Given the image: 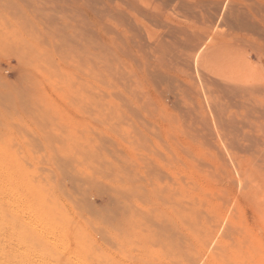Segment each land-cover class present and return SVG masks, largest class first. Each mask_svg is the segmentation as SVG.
Instances as JSON below:
<instances>
[{
	"label": "rangeland",
	"instance_id": "374dc122",
	"mask_svg": "<svg viewBox=\"0 0 264 264\" xmlns=\"http://www.w3.org/2000/svg\"><path fill=\"white\" fill-rule=\"evenodd\" d=\"M0 212L1 264H264V0H0Z\"/></svg>",
	"mask_w": 264,
	"mask_h": 264
},
{
	"label": "bare ground",
	"instance_id": "6f19581e",
	"mask_svg": "<svg viewBox=\"0 0 264 264\" xmlns=\"http://www.w3.org/2000/svg\"><path fill=\"white\" fill-rule=\"evenodd\" d=\"M148 176V175H147ZM143 186L145 187V188H148V186L149 185H147V184H143ZM152 190H151V194H152ZM149 194H150V192H149ZM141 195H142V199H140V201H139V204H140V209H141V211H142V213H141V216H142V219L144 220L145 218L144 217H146V215H149L148 214V211H149V206H150V201H147V197H146V195H147V192H146V190H144V189H142L141 190ZM2 213L0 212V215H1ZM1 219H3V218H1ZM0 219V220H1ZM5 221V220H4ZM139 221H142L141 220V218L139 217ZM5 224V223H4ZM9 224V223H8ZM1 227H2V225H1ZM6 227H7V225H6ZM1 229V228H0ZM5 230H8V228L7 229H5ZM184 230V229H183ZM212 231V230H211ZM187 234V233H186ZM5 238V237H4ZM3 246H5V245H3ZM3 246H1V248L3 247ZM183 247H184V245H183ZM3 249V248H2ZM3 250H6V249H3ZM7 251V250H6ZM2 253V252H1ZM8 251H7V254L3 257V259H1L2 261H3V264H7L8 263V258H7V256H8ZM114 255V254H113ZM1 256V255H0ZM195 261V260H194ZM128 263V262H127ZM1 264V263H0Z\"/></svg>",
	"mask_w": 264,
	"mask_h": 264
}]
</instances>
